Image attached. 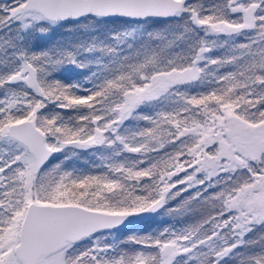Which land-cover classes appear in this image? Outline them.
<instances>
[{
	"label": "snow or ice",
	"instance_id": "snow-or-ice-1",
	"mask_svg": "<svg viewBox=\"0 0 264 264\" xmlns=\"http://www.w3.org/2000/svg\"><path fill=\"white\" fill-rule=\"evenodd\" d=\"M0 264H264V0H0Z\"/></svg>",
	"mask_w": 264,
	"mask_h": 264
},
{
	"label": "trees",
	"instance_id": "trees-1",
	"mask_svg": "<svg viewBox=\"0 0 264 264\" xmlns=\"http://www.w3.org/2000/svg\"><path fill=\"white\" fill-rule=\"evenodd\" d=\"M112 27H116L115 25H113ZM71 26H68L66 28H61L59 29L55 34H53L47 41L46 43H54L56 41H70V40H75L76 38H78L79 34H73L72 31H70ZM45 42H38V47L37 50H39V46H43ZM58 78H64L67 79L68 78V74H63L61 77ZM87 159V155H83L81 157V161L79 162V166L81 167H87V165L84 164V160ZM195 217H190L188 218L187 221H182L183 222H191L192 219H194ZM199 217H196V219H198ZM173 223L172 220L168 219L167 217H156L155 220L153 222L150 223H145V224H139L136 225L134 227H131L127 232H125V235L130 234L131 232H143V231H152L153 229L156 228H162L164 226H167L168 224ZM177 226H180L179 224ZM254 235H258V234H254Z\"/></svg>",
	"mask_w": 264,
	"mask_h": 264
},
{
	"label": "rangeland",
	"instance_id": "rangeland-1",
	"mask_svg": "<svg viewBox=\"0 0 264 264\" xmlns=\"http://www.w3.org/2000/svg\"><path fill=\"white\" fill-rule=\"evenodd\" d=\"M196 218V217H195Z\"/></svg>",
	"mask_w": 264,
	"mask_h": 264
}]
</instances>
